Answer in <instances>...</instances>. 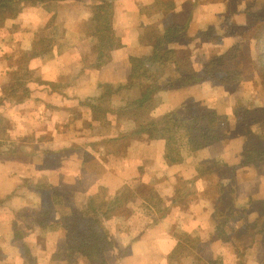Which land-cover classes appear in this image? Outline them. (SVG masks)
I'll return each instance as SVG.
<instances>
[{"label": "crops", "instance_id": "crops-1", "mask_svg": "<svg viewBox=\"0 0 264 264\" xmlns=\"http://www.w3.org/2000/svg\"><path fill=\"white\" fill-rule=\"evenodd\" d=\"M246 8L41 0L5 18L0 264H93L67 238L66 219L115 198L102 222L112 245L99 264H264V167L242 164L237 125L242 106L264 105V91L260 104L236 107L238 81L221 87L185 74L239 40ZM148 90L146 106H128ZM204 107L225 137L204 139Z\"/></svg>", "mask_w": 264, "mask_h": 264}, {"label": "trees", "instance_id": "trees-1", "mask_svg": "<svg viewBox=\"0 0 264 264\" xmlns=\"http://www.w3.org/2000/svg\"><path fill=\"white\" fill-rule=\"evenodd\" d=\"M36 1L41 0H0V25L6 17L17 15L24 4ZM256 1L250 0L249 2L247 0L246 9L251 23L242 33L241 38L224 50L212 55L201 71L196 72L188 68L185 71L188 80L203 81L209 79L210 82L222 87L227 85L232 86V84L235 86V82L239 78L249 77L251 80L246 84L247 89L255 91L257 85H260L264 91V9L263 11H254L252 8L256 4ZM228 10H221V14L218 13L219 19H217V24L221 25L225 22V19L228 18ZM208 27H205V34L215 32L214 25L210 29ZM164 53L165 56L162 57H168V53ZM162 57L159 59H162ZM187 84L189 83L182 82V85ZM151 93L152 90H148L145 95L133 100L128 106L141 110V108L146 106ZM203 110V115L200 118L205 123L203 130L204 139L209 142L225 137L227 132L225 131V127L221 126V128L216 124L218 117L215 112L206 107ZM263 120L264 105L255 106L247 104L242 106L240 112L237 114V125L243 136L244 145L242 164L261 162L264 167ZM121 202V198H115L66 219L67 238H74L76 240L75 244L86 247L87 256L93 264L102 263L103 260L99 255L112 245L102 222L108 218V215L114 210L115 206ZM262 209L264 214V201ZM72 219L73 221H71ZM90 232L92 236L85 238L86 234Z\"/></svg>", "mask_w": 264, "mask_h": 264}, {"label": "rangeland", "instance_id": "rangeland-1", "mask_svg": "<svg viewBox=\"0 0 264 264\" xmlns=\"http://www.w3.org/2000/svg\"><path fill=\"white\" fill-rule=\"evenodd\" d=\"M250 2V0H248ZM237 2L235 1V3L233 2V5H230V9H234V7L236 6ZM238 5V4H237ZM254 11H263L264 9V0H257L256 4L254 5V7L252 8ZM239 20V19H238ZM242 23V20L240 21ZM247 27L249 26V24L251 23V19L250 16L247 15V20L245 21ZM241 38V37H240ZM209 50H204V52L202 51L203 56H207L209 54ZM205 59V57H203ZM199 59V58H198ZM251 79L249 77L247 78H239L238 79V83L236 84V91L240 92L239 95H242L241 97H237V100L235 102V105L237 107V105H242L245 104L247 101H252L254 103H261V95L260 93L263 91L262 86L257 85V88L255 89V91H248V89L246 88V84L248 81H250ZM243 89V90H242ZM242 92V94H241ZM252 93V94H250ZM245 94V95H244ZM247 95V96H246ZM263 98V97H262ZM247 100V101H246Z\"/></svg>", "mask_w": 264, "mask_h": 264}]
</instances>
